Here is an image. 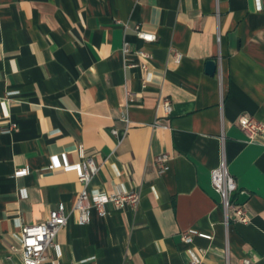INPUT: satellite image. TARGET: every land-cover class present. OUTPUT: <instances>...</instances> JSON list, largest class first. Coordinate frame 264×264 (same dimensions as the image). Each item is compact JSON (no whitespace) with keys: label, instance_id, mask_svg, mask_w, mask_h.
<instances>
[{"label":"crops","instance_id":"obj_1","mask_svg":"<svg viewBox=\"0 0 264 264\" xmlns=\"http://www.w3.org/2000/svg\"><path fill=\"white\" fill-rule=\"evenodd\" d=\"M241 115L264 123V0H0V264H22V226L59 202L45 264H264V130L249 140ZM223 152L248 222L223 221ZM88 156L89 190L138 203L79 223L84 184L62 166Z\"/></svg>","mask_w":264,"mask_h":264},{"label":"built area","instance_id":"obj_2","mask_svg":"<svg viewBox=\"0 0 264 264\" xmlns=\"http://www.w3.org/2000/svg\"><path fill=\"white\" fill-rule=\"evenodd\" d=\"M137 34L146 41H155L157 34L152 31L143 30L137 24ZM125 52L130 50L129 45L125 42L123 47ZM145 56H149L147 52L142 51ZM182 57L181 52H175V58L180 61ZM144 68L147 67L145 63L142 64ZM166 112L172 109L170 98L164 97L162 100ZM239 124L246 132L249 140L257 139L264 130V123L255 117L248 115H241L239 117ZM15 126V124H12ZM169 156L167 153H160L156 157V161L161 170L168 167L167 160ZM53 167V165H51ZM64 169H75L78 172L79 180L84 184L80 190L73 210L77 211L79 223H86L91 218V211L97 208L101 214L106 212L105 205L108 202H114L118 206L135 205L139 201V193L135 190L128 192H103L96 190H89L87 188L90 180L98 171V166L91 156L85 157L83 161L66 164L62 166ZM27 168H19L16 171L17 175L26 174ZM212 183L215 190L219 193L221 204L224 210V223L228 225L231 220H238L242 222L249 221L247 209L243 203H239L234 197V192L237 189V182L235 177L231 174L228 168L225 153H222L218 166L214 167L211 172ZM69 212L66 209L64 202H59L56 207L50 210L46 219L33 223L24 224L21 228V246L22 264H45L46 250L55 245L56 236L59 230L67 223ZM195 230H186L183 232V238H188ZM249 263L248 259H245ZM193 264H197L196 258L192 259Z\"/></svg>","mask_w":264,"mask_h":264},{"label":"water","instance_id":"obj_3","mask_svg":"<svg viewBox=\"0 0 264 264\" xmlns=\"http://www.w3.org/2000/svg\"><path fill=\"white\" fill-rule=\"evenodd\" d=\"M217 69V62L214 59H210L207 62V71L210 73H215ZM248 198V193L245 191H242L237 199L239 203H245Z\"/></svg>","mask_w":264,"mask_h":264}]
</instances>
